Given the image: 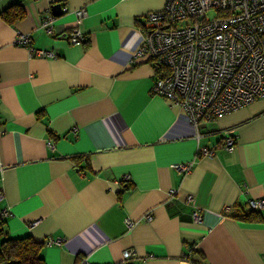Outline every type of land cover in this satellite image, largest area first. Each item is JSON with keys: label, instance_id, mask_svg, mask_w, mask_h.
Segmentation results:
<instances>
[{"label": "crops", "instance_id": "1", "mask_svg": "<svg viewBox=\"0 0 264 264\" xmlns=\"http://www.w3.org/2000/svg\"><path fill=\"white\" fill-rule=\"evenodd\" d=\"M15 4L23 19L0 16V213L11 212L0 245L31 236L46 264H123L126 250L132 264H264V208L237 218L264 200V98L196 128L155 94L157 68L137 52L166 0H0V12ZM75 28L85 44L62 37ZM19 34L58 57L16 45Z\"/></svg>", "mask_w": 264, "mask_h": 264}, {"label": "built area", "instance_id": "2", "mask_svg": "<svg viewBox=\"0 0 264 264\" xmlns=\"http://www.w3.org/2000/svg\"><path fill=\"white\" fill-rule=\"evenodd\" d=\"M210 12L216 13L213 19L208 17ZM76 13L79 19L86 16L84 9ZM54 20L51 16L40 20L50 36L56 34ZM143 31L145 39L137 58L148 57L163 68L153 92L185 111L196 128L264 98V0H166L164 9L146 15ZM61 35L73 45L87 41L80 28ZM15 44L41 57H58L54 51L35 50L26 34H19ZM53 145L49 141V146ZM236 146V138L227 135L225 150L233 151ZM198 152L203 157L215 155V149L204 146ZM173 167L188 174L192 163ZM188 201L192 203L194 197L189 196ZM248 206L260 210L264 200H252ZM193 214L195 222L202 221L201 209L195 208ZM1 215L6 218L11 212L5 209ZM146 218L153 220L152 214ZM127 225L132 228L134 221L128 219ZM133 253L124 252L123 264H132ZM79 264L89 263L82 260Z\"/></svg>", "mask_w": 264, "mask_h": 264}, {"label": "trees", "instance_id": "3", "mask_svg": "<svg viewBox=\"0 0 264 264\" xmlns=\"http://www.w3.org/2000/svg\"><path fill=\"white\" fill-rule=\"evenodd\" d=\"M1 18L9 24H14L25 17V10L22 4H15L0 12ZM157 73H161L163 68L155 65ZM243 211V210H242ZM257 210L250 209V212L243 211L237 218L245 222L257 221ZM4 224L0 213V226ZM4 229L0 231V237H4ZM43 244L35 241L31 236L24 238H4L0 245V264H46L41 256Z\"/></svg>", "mask_w": 264, "mask_h": 264}, {"label": "water", "instance_id": "4", "mask_svg": "<svg viewBox=\"0 0 264 264\" xmlns=\"http://www.w3.org/2000/svg\"><path fill=\"white\" fill-rule=\"evenodd\" d=\"M52 9H53V14H54V15H59L60 13H62V7H61V5H59V4L54 5V6L52 7Z\"/></svg>", "mask_w": 264, "mask_h": 264}, {"label": "rangeland", "instance_id": "5", "mask_svg": "<svg viewBox=\"0 0 264 264\" xmlns=\"http://www.w3.org/2000/svg\"><path fill=\"white\" fill-rule=\"evenodd\" d=\"M215 16H216V13H215V12H210V13L208 14V17H209L210 19H213Z\"/></svg>", "mask_w": 264, "mask_h": 264}]
</instances>
